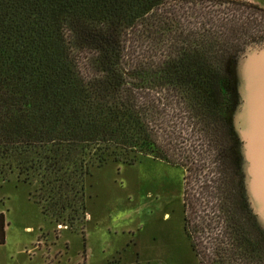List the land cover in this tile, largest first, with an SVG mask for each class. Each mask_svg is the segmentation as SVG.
I'll list each match as a JSON object with an SVG mask.
<instances>
[{
	"label": "trees",
	"instance_id": "trees-1",
	"mask_svg": "<svg viewBox=\"0 0 264 264\" xmlns=\"http://www.w3.org/2000/svg\"><path fill=\"white\" fill-rule=\"evenodd\" d=\"M250 47L264 7L247 0H0V182L36 184L72 226L93 170L162 162L198 264H264L233 119Z\"/></svg>",
	"mask_w": 264,
	"mask_h": 264
},
{
	"label": "rangeland",
	"instance_id": "rangeland-1",
	"mask_svg": "<svg viewBox=\"0 0 264 264\" xmlns=\"http://www.w3.org/2000/svg\"><path fill=\"white\" fill-rule=\"evenodd\" d=\"M247 1L264 7V0ZM263 49L250 47L247 51L257 56L264 54ZM244 62L245 58L241 57L232 66L237 88L235 123L242 105L238 72ZM235 132L242 143L240 152L251 201V164L246 144L236 127ZM9 179L11 184L0 182V211L5 216V242L0 245V264L49 263H45V254L41 252L29 261V256L20 255L19 250H60L61 256L54 264H109L113 257L138 264H198L182 232L183 173L178 168L145 161L133 167L108 163L93 170L85 182V219L72 226L42 214L41 206L35 204L41 200L39 194L34 193L36 184L22 185L16 174ZM257 222L264 231V217L257 215ZM82 227L83 236L80 234ZM85 236L84 248L82 237ZM10 257L14 258L13 263L8 260ZM48 257L58 256L48 254Z\"/></svg>",
	"mask_w": 264,
	"mask_h": 264
},
{
	"label": "water",
	"instance_id": "water-1",
	"mask_svg": "<svg viewBox=\"0 0 264 264\" xmlns=\"http://www.w3.org/2000/svg\"><path fill=\"white\" fill-rule=\"evenodd\" d=\"M242 57L245 62L238 72L242 105L235 127L246 144L251 164L250 202L254 212L264 217V54L255 56L246 51Z\"/></svg>",
	"mask_w": 264,
	"mask_h": 264
},
{
	"label": "crops",
	"instance_id": "crops-1",
	"mask_svg": "<svg viewBox=\"0 0 264 264\" xmlns=\"http://www.w3.org/2000/svg\"><path fill=\"white\" fill-rule=\"evenodd\" d=\"M0 213H3L2 211H0ZM5 229V228H4ZM39 252H41V253H43V254H45L44 255V257H45V263H47L48 261H50L51 262V264H54L57 260H58V258H59V256H61V251L60 250H50L49 252L47 251V250H19L18 251V253L21 255V254H25L26 256H29V261H32L33 260V258L36 256V254L37 253H39ZM48 254H50V255H54V256H58L57 258H55V257H48ZM118 254H120V253H118ZM82 258H83V262L85 263L86 262V250H84L83 251V253H82ZM53 259V260H52ZM115 259H117V258H112L111 260H110V262H109V264L113 261V260H115ZM11 263H13V260H14V258H9L8 259ZM117 261L119 262V264H136V261L135 262H132V261H125V262H122V260H121V258H118L117 259ZM7 264V263H6Z\"/></svg>",
	"mask_w": 264,
	"mask_h": 264
},
{
	"label": "flooded vegetation",
	"instance_id": "flooded-vegetation-1",
	"mask_svg": "<svg viewBox=\"0 0 264 264\" xmlns=\"http://www.w3.org/2000/svg\"><path fill=\"white\" fill-rule=\"evenodd\" d=\"M183 226H184V218H183V213H182V232H183V234H184V230H183ZM83 229V230H82ZM82 229H81V231L82 232H80V234L83 236V234L82 233H85L84 232V227H82ZM82 240H83V244H84V248H85V246H86V236H85V238L83 239V237H82ZM67 249V248H66ZM84 250H86V249H84ZM83 250V251H84ZM193 254V253H192ZM194 255V254H193ZM137 256H138V254H137ZM195 257V256H194ZM50 258V257H49ZM196 259V258H195ZM196 261H197V259H196ZM49 263L48 264H51V262L50 261H48ZM197 263H198V261H197ZM110 264H119V262L117 261V259H115V260H113ZM136 264H138L137 263V261H136Z\"/></svg>",
	"mask_w": 264,
	"mask_h": 264
}]
</instances>
